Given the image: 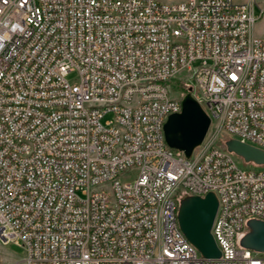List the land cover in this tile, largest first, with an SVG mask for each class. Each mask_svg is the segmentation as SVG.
Masks as SVG:
<instances>
[{"label": "built area", "instance_id": "built-area-1", "mask_svg": "<svg viewBox=\"0 0 264 264\" xmlns=\"http://www.w3.org/2000/svg\"><path fill=\"white\" fill-rule=\"evenodd\" d=\"M262 15L256 0H0V242L22 264H264L239 245L264 221V165L214 145L264 150ZM176 81L210 119L191 159L157 137ZM205 189L216 259L191 256L177 220Z\"/></svg>", "mask_w": 264, "mask_h": 264}, {"label": "water", "instance_id": "water-1", "mask_svg": "<svg viewBox=\"0 0 264 264\" xmlns=\"http://www.w3.org/2000/svg\"><path fill=\"white\" fill-rule=\"evenodd\" d=\"M209 126L208 115L191 94H186L181 99V111L168 116L164 124L165 142L171 149L189 158L205 139ZM224 146L245 164L264 165V150L234 139L227 140ZM216 210L217 199L214 194L208 193L204 198L182 200L177 215L179 228L185 238L208 259L220 256L210 233ZM246 225L247 232L240 238L239 245L264 253V221L251 219Z\"/></svg>", "mask_w": 264, "mask_h": 264}, {"label": "rangeland", "instance_id": "rangeland-1", "mask_svg": "<svg viewBox=\"0 0 264 264\" xmlns=\"http://www.w3.org/2000/svg\"><path fill=\"white\" fill-rule=\"evenodd\" d=\"M236 3H246L247 0H233ZM256 3L259 6L264 7V0H256ZM258 12V7H256V13ZM253 33L258 36V37H264V15L260 17V19L257 20L254 28H253ZM68 81H73L75 79V73H69L66 77ZM177 82V81H176ZM182 84L180 87L179 85L175 84L173 85L174 87V92L173 96L174 97H180L181 99L186 95V94H191L193 85L190 82H184V81H178ZM178 87V88H177ZM211 136V132H209L206 135L205 140L207 141ZM211 139V138H210ZM204 140V141H205ZM227 141V139L224 138H218L217 141H215L214 145L216 147H225L224 143ZM238 162L241 166L243 167H253L251 164H245L240 158H238ZM134 179V175L132 172H127L119 178L120 182H127V181H132ZM25 256L24 249L22 246L14 244V243H8L6 245H3L0 242V264H22L20 263L21 260H23Z\"/></svg>", "mask_w": 264, "mask_h": 264}, {"label": "bare ground", "instance_id": "bare-ground-1", "mask_svg": "<svg viewBox=\"0 0 264 264\" xmlns=\"http://www.w3.org/2000/svg\"><path fill=\"white\" fill-rule=\"evenodd\" d=\"M168 116L170 115H163L162 116V119H161V123L158 124L157 126V137H158V142H165V137H164V124L168 118ZM201 148H203V142L198 146L196 147L192 154H196L197 151H200ZM192 154L190 155L189 158H186L184 156V159H191L192 158ZM208 193H212V189H205V196L206 194ZM179 232H180V235H181V238H185V236L183 235V233L181 232L180 228H179ZM190 254L191 256H199V251L194 247V246H190Z\"/></svg>", "mask_w": 264, "mask_h": 264}, {"label": "trees", "instance_id": "trees-1", "mask_svg": "<svg viewBox=\"0 0 264 264\" xmlns=\"http://www.w3.org/2000/svg\"><path fill=\"white\" fill-rule=\"evenodd\" d=\"M172 83H173V85L175 84V86H176V84L179 85L180 87L182 86V84L180 82H172Z\"/></svg>", "mask_w": 264, "mask_h": 264}]
</instances>
